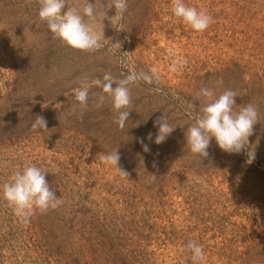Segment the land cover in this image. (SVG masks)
<instances>
[{
    "label": "rangeland",
    "instance_id": "1",
    "mask_svg": "<svg viewBox=\"0 0 264 264\" xmlns=\"http://www.w3.org/2000/svg\"><path fill=\"white\" fill-rule=\"evenodd\" d=\"M88 2L94 52L55 38L39 0H0V186L35 165L63 200L25 224L0 192V264H194L190 241L206 264H264V0H184L213 18L203 32L173 14L172 0H127L122 19L107 7L113 0L68 6L83 15ZM179 58L187 64L170 71ZM132 72L152 82L128 85L123 129L100 88L85 108L74 98L105 73L118 82ZM204 88L214 98L234 91L236 111L257 109L245 150L226 153L213 138L207 158L190 152L185 133L202 115ZM37 116L47 131L33 129ZM161 117L174 131L157 145ZM116 150L128 177L100 160Z\"/></svg>",
    "mask_w": 264,
    "mask_h": 264
},
{
    "label": "clouds",
    "instance_id": "2",
    "mask_svg": "<svg viewBox=\"0 0 264 264\" xmlns=\"http://www.w3.org/2000/svg\"><path fill=\"white\" fill-rule=\"evenodd\" d=\"M39 4L38 16L41 21L46 23L55 38H59L72 49L83 52H94L101 47L100 35L93 30L90 23H86L84 20V17H88L89 21L95 20V5L88 2L83 7V15H81L75 8L68 6V0H39ZM66 5L67 11L62 14ZM107 7L114 8V17L122 19L127 11V0H113L112 5ZM172 11L177 18L182 19L196 32L205 31L214 22L206 10L198 11L195 7L186 5L184 0H172ZM116 45L120 47L119 44ZM186 64V59H174L169 70L176 72ZM151 71L153 75L156 72L155 69ZM141 78L146 83L152 82V76L143 73L132 72L118 82L113 79L110 73H105L103 79H93L74 89V98L81 108H85L89 90L93 87L100 88L103 93L112 98L113 109L118 113L117 124L123 129L131 113L127 110L132 103L128 85ZM113 85L116 86L113 87ZM199 96L204 97L207 102L201 109L202 115L195 118V122L185 133L186 145L190 152L203 159L207 158V149L213 138H215L218 147L226 153H240L245 150L249 146V137L253 134L254 125L258 122L257 109L248 103L238 107L239 111H236V93L232 90H226L218 98H214L213 90L204 88L201 89ZM103 100L104 96L100 95V103ZM55 107L60 109L62 105L56 104ZM156 126L158 133L154 142L159 145L165 142L174 129L163 117L157 119ZM32 127L47 131V121L44 117L37 116ZM148 138L152 139L151 133ZM143 148L145 152L150 150L147 145H143ZM249 153H251L250 156ZM99 155L102 163L115 167L121 177H128V173L119 165L118 150ZM247 155L248 162L251 163L255 159V153L249 150ZM46 174L44 170L35 165L26 166L23 171L14 173L11 182L0 186L4 200L25 224L30 222L31 216L37 210L46 213L49 209L55 210L63 204L62 198H57L47 183ZM186 247L192 252L194 264H206V254L201 245L190 241Z\"/></svg>",
    "mask_w": 264,
    "mask_h": 264
}]
</instances>
